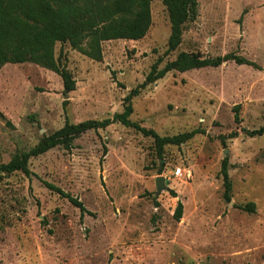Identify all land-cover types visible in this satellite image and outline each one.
<instances>
[{"label":"rangeland","instance_id":"obj_1","mask_svg":"<svg viewBox=\"0 0 264 264\" xmlns=\"http://www.w3.org/2000/svg\"><path fill=\"white\" fill-rule=\"evenodd\" d=\"M179 46L161 0L137 40L101 42L91 59L55 42L53 58L75 88L34 62L0 69V163L27 151L65 121L111 118L154 62L180 51L203 57L240 55L217 67L171 70L139 89L129 120L159 136L198 130L159 155L154 138L119 121L89 130L70 149L30 157V174L0 171V264H264V0H196ZM238 106L239 122L234 119ZM234 133L233 137L230 134ZM105 149V151H104ZM228 160L230 201L222 198ZM180 168L175 175L174 169ZM167 188L156 191L155 177ZM77 197L86 212L49 189ZM182 204L179 220L173 213ZM255 204L254 212L239 208Z\"/></svg>","mask_w":264,"mask_h":264},{"label":"trees","instance_id":"obj_2","mask_svg":"<svg viewBox=\"0 0 264 264\" xmlns=\"http://www.w3.org/2000/svg\"><path fill=\"white\" fill-rule=\"evenodd\" d=\"M152 0H0V69L7 63L34 62L54 70L62 80L64 92L75 88L71 72L59 65L53 58L55 42H68L71 48L91 59L101 58V42L114 39L137 40L142 38L150 25V2ZM164 4L170 32L166 51L175 50L182 38L184 24L196 12V0H161ZM255 66L254 62L234 53L215 57H203L198 52L180 51L176 57L158 69V59L150 68L144 81L131 89L123 98V111L111 118L87 119L77 123L65 121L64 124L45 135L27 151L15 153L7 162L0 163V171L7 173L21 171L30 174L28 160L55 146L70 149L73 140L80 134L105 128L119 121L126 126H133L145 135L154 138L158 154L166 144H180L193 137L198 130H191L172 136H159L155 131L145 129L129 120L132 113L131 99L139 89L163 77L168 71L183 72L201 67H217L225 61ZM234 119L240 121L238 106H235ZM249 136L264 134V125L246 132ZM234 133L230 134L233 137ZM105 151V149H104ZM218 175L222 179V198L230 201L232 188L228 174V160L221 161ZM46 186L66 198L73 206L79 208L80 215L87 210L75 196L65 192L52 183ZM247 212L255 211V204L247 202L239 206ZM182 204L177 203L173 217L179 220Z\"/></svg>","mask_w":264,"mask_h":264},{"label":"water","instance_id":"obj_3","mask_svg":"<svg viewBox=\"0 0 264 264\" xmlns=\"http://www.w3.org/2000/svg\"><path fill=\"white\" fill-rule=\"evenodd\" d=\"M154 181L157 192H160L162 189L167 188L165 184V178L163 176L161 175L156 176Z\"/></svg>","mask_w":264,"mask_h":264},{"label":"built area","instance_id":"obj_4","mask_svg":"<svg viewBox=\"0 0 264 264\" xmlns=\"http://www.w3.org/2000/svg\"><path fill=\"white\" fill-rule=\"evenodd\" d=\"M174 174H175V175L180 174V168H179V167H176V168L174 169Z\"/></svg>","mask_w":264,"mask_h":264}]
</instances>
